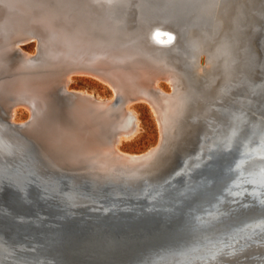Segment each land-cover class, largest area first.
Instances as JSON below:
<instances>
[{"label":"bare ground","instance_id":"1","mask_svg":"<svg viewBox=\"0 0 264 264\" xmlns=\"http://www.w3.org/2000/svg\"><path fill=\"white\" fill-rule=\"evenodd\" d=\"M175 1L0 0V134L12 128L13 140L33 153L14 158H25L35 175L134 183L170 166L186 146L228 138L229 112L264 123V80L255 95L257 66L248 62L264 44L257 35L264 0H179L181 12ZM148 5L153 15L166 7L180 13L181 26L146 29ZM78 75L112 92L73 88ZM140 103L158 138L133 151L122 145L142 131Z\"/></svg>","mask_w":264,"mask_h":264},{"label":"water","instance_id":"2","mask_svg":"<svg viewBox=\"0 0 264 264\" xmlns=\"http://www.w3.org/2000/svg\"><path fill=\"white\" fill-rule=\"evenodd\" d=\"M177 2L170 5L181 12ZM152 7H144L146 29L181 26L180 13L166 7L153 15ZM257 35L262 42L264 26ZM258 46L248 59L257 66L255 95L264 80ZM229 114L228 138L186 146L170 166L134 183L35 175L17 159L33 153L13 140L12 128L2 132L0 264H264V123L249 122L241 109Z\"/></svg>","mask_w":264,"mask_h":264},{"label":"rangeland","instance_id":"3","mask_svg":"<svg viewBox=\"0 0 264 264\" xmlns=\"http://www.w3.org/2000/svg\"><path fill=\"white\" fill-rule=\"evenodd\" d=\"M24 47L27 49H33V43L25 44ZM70 85L76 89L86 88L102 95H109L112 92V87L110 85L103 83L91 76L78 75L76 79L70 83ZM137 107L142 122V131L136 138L125 141V143L122 145L124 148L133 151H141L149 147L150 145L157 142L158 138L156 120L154 119L149 106L145 103H140L137 105ZM19 114L22 118L26 117V112L20 111Z\"/></svg>","mask_w":264,"mask_h":264}]
</instances>
